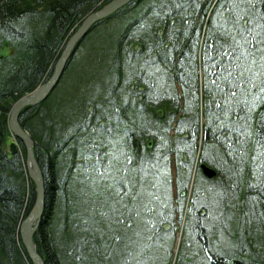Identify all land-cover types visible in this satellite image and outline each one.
<instances>
[{"label":"trees","instance_id":"trees-1","mask_svg":"<svg viewBox=\"0 0 264 264\" xmlns=\"http://www.w3.org/2000/svg\"><path fill=\"white\" fill-rule=\"evenodd\" d=\"M109 1L0 0V264H34L11 107ZM19 121L45 181V264H264V0H133Z\"/></svg>","mask_w":264,"mask_h":264},{"label":"water","instance_id":"water-1","mask_svg":"<svg viewBox=\"0 0 264 264\" xmlns=\"http://www.w3.org/2000/svg\"><path fill=\"white\" fill-rule=\"evenodd\" d=\"M132 1L133 0H110L101 8L90 12L66 42L49 79L18 98L11 107L8 120L9 129L16 139H20L25 146L27 171L35 185V200L33 206L26 217L21 221L19 228L22 241L34 264H45L44 258L38 252L34 241V234L39 227L45 207V181L42 169L36 157L34 140L30 132L21 125L19 121L20 113L26 107L43 102L52 93L61 79L75 46L87 35L91 27L97 21L107 18ZM18 147L19 144L17 142H11V152H17ZM202 168L203 172L210 178L217 175L215 169L205 164H202Z\"/></svg>","mask_w":264,"mask_h":264},{"label":"rangeland","instance_id":"rangeland-1","mask_svg":"<svg viewBox=\"0 0 264 264\" xmlns=\"http://www.w3.org/2000/svg\"><path fill=\"white\" fill-rule=\"evenodd\" d=\"M71 37V36H70ZM69 37V38H70ZM5 52L7 53L8 52V49H5ZM11 142H17L19 144V142L17 141L16 137L11 133L10 136L8 137L7 139V144H6V148L7 150L10 152V153H14V152H11V149H10V144ZM21 148L18 147V150L17 151H20Z\"/></svg>","mask_w":264,"mask_h":264},{"label":"bare ground","instance_id":"bare-ground-1","mask_svg":"<svg viewBox=\"0 0 264 264\" xmlns=\"http://www.w3.org/2000/svg\"><path fill=\"white\" fill-rule=\"evenodd\" d=\"M108 17H109V16H108ZM179 236H180V234H179ZM179 242H180V238H179V240H178L177 249H178V246H179Z\"/></svg>","mask_w":264,"mask_h":264}]
</instances>
